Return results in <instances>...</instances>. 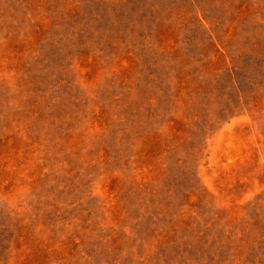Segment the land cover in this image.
Wrapping results in <instances>:
<instances>
[{"label":"rangeland","instance_id":"rangeland-1","mask_svg":"<svg viewBox=\"0 0 264 264\" xmlns=\"http://www.w3.org/2000/svg\"><path fill=\"white\" fill-rule=\"evenodd\" d=\"M0 264H264V0H0Z\"/></svg>","mask_w":264,"mask_h":264}]
</instances>
